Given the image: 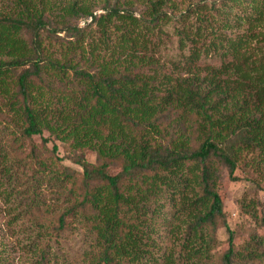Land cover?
Here are the masks:
<instances>
[{"label":"trees","instance_id":"obj_1","mask_svg":"<svg viewBox=\"0 0 264 264\" xmlns=\"http://www.w3.org/2000/svg\"><path fill=\"white\" fill-rule=\"evenodd\" d=\"M93 4L0 0V195L24 264H264L261 201L233 228L219 191L224 171L264 189V0Z\"/></svg>","mask_w":264,"mask_h":264},{"label":"rangeland","instance_id":"obj_2","mask_svg":"<svg viewBox=\"0 0 264 264\" xmlns=\"http://www.w3.org/2000/svg\"><path fill=\"white\" fill-rule=\"evenodd\" d=\"M119 0H93V7L97 11V14L104 13L106 2H110L112 6L118 3ZM179 4L180 11H184L191 4L198 3L199 0H175ZM211 1V0H209ZM137 14L143 11L142 6L135 8ZM185 12V11H184ZM89 22H91L89 20ZM86 20H82L79 23L80 28H86ZM3 100L0 96V109L3 105ZM6 115V114H4ZM5 123V117L0 113V126ZM14 129V128H13ZM3 136V135H2ZM48 137V136H47ZM36 141L41 143V138L37 137ZM66 154L65 150L60 146V156L64 157ZM88 161L96 163V155L92 152L86 154ZM65 165L74 168L78 171L81 169L73 163L66 161ZM116 171V170H115ZM113 171V172H115ZM239 181L233 182L229 178L228 172L224 171L220 181V194L225 204V212L227 218L233 228L244 226L245 229L251 227L252 221L245 215H242L239 203L242 198L247 195L251 198L258 199L261 201L264 207V189L257 187L252 182L247 181L243 178L242 174H238ZM8 217L9 212L6 210L4 200L0 195V262L5 264H24L25 251L23 246V238L19 228L9 226ZM221 240L223 242L220 248V253L226 250L227 235L224 231L221 232ZM243 239L237 240L236 243L239 245Z\"/></svg>","mask_w":264,"mask_h":264}]
</instances>
